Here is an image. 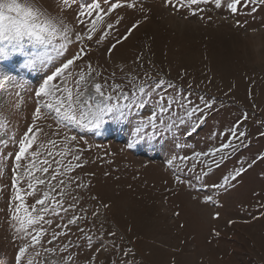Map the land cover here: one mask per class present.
<instances>
[{"label": "rangeland", "instance_id": "374dc122", "mask_svg": "<svg viewBox=\"0 0 264 264\" xmlns=\"http://www.w3.org/2000/svg\"><path fill=\"white\" fill-rule=\"evenodd\" d=\"M58 2L51 0L53 14L62 16L70 27L79 31L80 26L75 22L78 4L61 11L56 7ZM141 2L147 20L138 10ZM202 7L207 9L204 13L189 16L186 9L174 12L165 8L163 0H137L136 9L121 8L110 19L106 18L115 25L109 30L113 35L102 45L94 42L86 45L89 54L78 64L91 63L95 73L101 74L99 82L123 83L127 76L138 83L147 74L153 81H164L160 91L168 96L190 97L193 105L201 107L200 97L211 102L212 110L203 113L205 122L191 136L178 135L177 139L186 147L175 149L173 154L191 157L195 153H208L229 140L232 147L223 153L189 160L188 167L195 163V170L176 172L185 179V184H177L174 169L182 162L177 160L171 169L167 166L171 143H165L167 136H156L152 141L145 139L132 148L127 146L136 122L151 114L150 104L134 109L126 121H110L94 131L60 129L57 135L55 123L41 119L37 123L43 133L39 134L37 144L43 142L45 148L39 151L49 160V173L57 167L63 173L51 181L55 186L52 196L64 208L74 204V209L67 213L61 211L59 216L46 217L53 223L43 224L47 229L44 247L70 241L83 243L76 226H69V234L58 237L52 245L46 243L53 232L61 231L58 224L77 215L86 217L79 221V227L86 232L93 229L89 235L102 232L109 251L100 255V264L119 261L122 252L130 253L123 257L128 264H264V207H261L264 205V5L255 13L247 14L250 9H246L245 14L236 17L211 4ZM137 21L139 27L109 54L108 48L115 39ZM236 21L243 27H236ZM100 28L108 30L106 24H98V31ZM29 50L44 51L41 47ZM21 62L20 57L0 62V79L11 75L23 77L30 84L20 97L4 92L0 86L3 103L0 140L11 137L18 141L32 123L36 98L31 88L38 86L43 73L20 69ZM197 116L188 119L181 131L195 127ZM234 125L238 132L245 133L244 137L231 136L229 129ZM66 131L77 136V140L65 143ZM150 131L145 129V136ZM49 140L55 141L57 148H52L47 143ZM46 149L54 155L47 156ZM12 151L11 144L7 148L0 145V153L5 156L0 161V264H15L18 246L23 243L9 219L13 160L7 156ZM73 155H79L80 160H74ZM76 163L83 167L66 171L68 165ZM236 170L241 175L232 180ZM49 173L36 172L35 176L48 180ZM196 176L201 179L197 180ZM225 177L228 182L223 188L212 187L224 184ZM60 179L64 180L63 185L59 184ZM21 184L24 185L23 180ZM38 187L47 190V185ZM92 196L99 197V201L91 199ZM208 197L211 199L205 203ZM27 201L34 202L31 197ZM100 202L110 204L111 208H99ZM97 209L102 215L93 221L92 212ZM217 213L219 218L213 219ZM229 221L235 222L229 224ZM111 232L115 236H109ZM38 250L40 257L33 256L34 260L50 256L39 246ZM69 251L78 250L70 247ZM57 253L68 255L59 253L58 248ZM90 255L89 252L79 255L76 264H85Z\"/></svg>", "mask_w": 264, "mask_h": 264}, {"label": "snow or ice", "instance_id": "6c2138e0", "mask_svg": "<svg viewBox=\"0 0 264 264\" xmlns=\"http://www.w3.org/2000/svg\"><path fill=\"white\" fill-rule=\"evenodd\" d=\"M74 4H78L75 22L80 26L79 31L75 27H70L62 16L53 14L51 0H0V62H10L13 58L20 57L22 58V62L19 64L20 69L43 73L38 86L31 88L36 98L32 123L23 131L18 141L11 137L9 140H0V145L4 148L10 144L13 146V151L7 156L8 159L13 160L9 219L12 222L10 226L14 227L17 237L23 241L18 246L15 264H76L77 257L84 252L91 253L85 264H100V255L109 251L108 246L104 243L102 232L96 231L94 235H89L88 233L93 229L86 232L85 229L79 227V221L85 220L86 217L77 215L68 218L64 224H58L57 227L61 231L53 232L46 243L52 245L58 237L67 236L70 231L69 226H76L83 238V243L72 244L70 241L68 244L44 247L47 229L43 227V224L51 225L53 223L46 217L50 214L59 216L61 211L67 213L74 209V204H69L68 208H64L63 204L52 196L55 186L51 184V181L57 180L58 176H62L63 173L59 167L49 173L47 166L49 160L44 152L39 151L40 148H45L43 142L37 144L39 134L43 133V128L37 123L41 119L53 121L58 130L57 135L60 129L94 131L99 130L110 121H126L134 109H142L145 105L150 104L152 105L151 114L146 119L136 122L132 139L127 146L132 148L145 139L152 141L156 136L161 138L167 136L165 143L171 142L168 149L170 157L167 158V166L171 169L177 160L182 162L174 169V182L177 184H185V179L181 175L175 174L176 172H193L195 170V163L192 167H188L189 160L196 161L202 155L223 153L232 147L231 140H229L212 152L195 153L191 157L173 154L175 149L186 147V145H181L177 139L178 135L191 136L197 127L205 122L206 117L203 113L206 110L209 112L212 110L211 102L200 97L203 105L201 107L200 104L193 105L190 97L176 98L175 94L168 96L160 91L164 86V81L162 79L153 81L147 74L138 83L127 76L123 83L109 84L107 80L99 82L98 77L101 74L95 73L91 63L78 64L89 54L86 45L93 42L98 46L102 45L109 36L113 35L109 30L113 29L115 25L108 23V19L113 13L121 8L136 9L137 0H59L56 7L63 11L65 8H71ZM163 4L165 8H172L174 12L186 9L189 16L204 13L207 9L202 6L211 4L215 9H224L231 17H236L245 14L244 10L246 9H250L247 14L255 13L259 6L264 5V0H163ZM138 10L144 13L143 19L147 20L148 15L142 2L139 4ZM189 16L184 18L188 19ZM227 18L225 17V19ZM139 23V21L133 23L131 28L115 39V43H112L108 48L109 54L123 40L128 39L133 30L139 27ZM98 24H106L108 30L100 28L98 31ZM235 26L243 27V24L236 21ZM37 47L43 48L44 51L29 50ZM73 47H75V51H73ZM0 86L3 87L4 92L16 97H20L23 91L30 88L29 82L23 77L11 75L0 79ZM168 87L172 86L168 85ZM2 109L3 103L0 102V112ZM197 113L200 115L197 116ZM193 116H197L198 124L182 132L181 129L184 128L187 120ZM246 118L245 116L244 119ZM147 128L152 131L145 136ZM229 131L232 137L238 139L245 136L244 132H238L236 125ZM63 139L67 143L77 140V136L69 135L66 131ZM47 143L51 144L52 148H57L55 141L49 140ZM56 154L64 155L59 152ZM46 155L53 156L54 153L50 149H46ZM4 158V153H0V161ZM72 158L76 161L80 160L79 155H73ZM38 160L41 162L39 168H37ZM54 162L61 163L60 161ZM80 167H83L81 163L70 164L66 171ZM36 172L49 173L50 179H37ZM240 175V170H236L231 179L235 180ZM196 179L199 180L201 177L196 176ZM21 180L24 181L26 187L21 184ZM58 182L61 185L64 184L63 179ZM227 182L228 178L225 177L224 184H213L212 187L223 188ZM38 185H47V190L42 191ZM77 187H85V185L77 184ZM29 197L34 200L31 204L27 201ZM91 199L99 201L97 196H92ZM210 199L208 197L204 202L207 203ZM73 201H76L75 197H73ZM99 208L110 209L111 205L100 202ZM83 211L86 212L87 209H83ZM101 215L99 209L93 211V221L98 220ZM218 218L219 213L213 216V219ZM256 218L253 217V219ZM234 222L229 221V224ZM93 228H95V224H93ZM100 229H103V222H101ZM108 235L115 236V233L111 232ZM96 237L99 238L96 239V243H93V239ZM78 239L80 238L78 237ZM38 246L50 256L44 260H34L33 256L40 257ZM70 247H74L78 251L72 253L69 251ZM57 248L59 253L67 252L68 255H58ZM129 254V252H122L121 259L113 261L112 264H128V260L123 257ZM51 257H57V259L51 260Z\"/></svg>", "mask_w": 264, "mask_h": 264}]
</instances>
